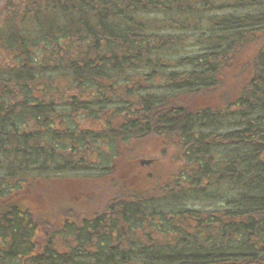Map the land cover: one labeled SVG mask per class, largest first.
<instances>
[{
    "label": "trees",
    "instance_id": "1",
    "mask_svg": "<svg viewBox=\"0 0 264 264\" xmlns=\"http://www.w3.org/2000/svg\"><path fill=\"white\" fill-rule=\"evenodd\" d=\"M0 264H264V0H0Z\"/></svg>",
    "mask_w": 264,
    "mask_h": 264
},
{
    "label": "rangeland",
    "instance_id": "2",
    "mask_svg": "<svg viewBox=\"0 0 264 264\" xmlns=\"http://www.w3.org/2000/svg\"><path fill=\"white\" fill-rule=\"evenodd\" d=\"M165 141L157 138L155 140H147V142L141 144L140 146L137 147V152L131 154V157H133L131 160H129V162H125L124 164H128L130 169L134 172V173H128L126 172V174L124 175H119V181H121V183L124 186H134V187H141L142 185H146V187L144 189H147L149 194L153 193V184L160 182L161 180H159L160 175L162 173V171H165L167 169H174L175 172H177L178 170H180V165L175 164V162H166L165 160H163L166 156H170V155H174L176 152V149L173 148V146L170 147H166L163 146V143ZM166 143V142H165ZM167 152L166 156H162L161 152ZM105 150V147L103 146H97V148H95V151H99L102 152ZM98 152V153H99ZM96 153V152H95ZM146 156H143V155ZM156 155V156H150V155ZM97 155V153H96ZM145 158H154L155 162L152 164H148V165H142L140 163L141 159H145ZM94 159V158H93ZM95 161H99L98 158L95 159ZM131 161V162H130ZM114 164V163H112ZM92 167H96L97 164L96 162L91 164ZM119 166H117L115 168L114 166V170H113V174L110 176L109 181L113 182L114 179H118L117 175H118V169ZM101 176V175H99ZM108 181V182H109ZM106 182L105 184H101V188H100V184L98 185L100 188V190L95 191L90 198L88 199V202H86V205H88L90 208H88L87 211H93V209H98L97 212H100V210L102 211V209L104 210L105 205L111 200V197L114 196L115 192L113 191V189H108V188H104V185H109V183ZM102 183V181L100 182ZM163 183V182H161ZM64 185V184H63ZM67 191L70 189L67 186ZM80 195V196H79ZM79 195L73 194L72 198V203L76 206V207H80L81 205L85 204V197H87L85 194L79 193ZM58 194H54L53 197H57ZM109 198V201H108Z\"/></svg>",
    "mask_w": 264,
    "mask_h": 264
},
{
    "label": "water",
    "instance_id": "3",
    "mask_svg": "<svg viewBox=\"0 0 264 264\" xmlns=\"http://www.w3.org/2000/svg\"><path fill=\"white\" fill-rule=\"evenodd\" d=\"M152 161H153L152 159H144L141 161V164L142 165H148V164L152 163Z\"/></svg>",
    "mask_w": 264,
    "mask_h": 264
}]
</instances>
